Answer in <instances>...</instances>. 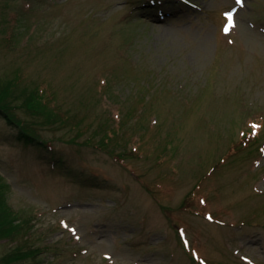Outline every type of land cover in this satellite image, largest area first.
<instances>
[{
  "label": "rangeland",
  "instance_id": "rangeland-1",
  "mask_svg": "<svg viewBox=\"0 0 264 264\" xmlns=\"http://www.w3.org/2000/svg\"><path fill=\"white\" fill-rule=\"evenodd\" d=\"M149 4L0 0V81L91 126L42 145L0 114L6 200L40 264H264V0ZM22 240L0 237V264Z\"/></svg>",
  "mask_w": 264,
  "mask_h": 264
},
{
  "label": "trees",
  "instance_id": "trees-1",
  "mask_svg": "<svg viewBox=\"0 0 264 264\" xmlns=\"http://www.w3.org/2000/svg\"><path fill=\"white\" fill-rule=\"evenodd\" d=\"M20 81L21 79L18 76L9 81L5 80L4 83L0 81V114H3L12 124L24 126L21 136L23 139L30 142H39L42 145H49L52 142L51 139H44L40 134L43 128L54 131L77 129L75 138L83 137L90 129L91 126L88 123L81 124L83 121L81 122L75 115H72L69 110L62 108L57 102V96L54 90L47 91L45 87L41 86L36 89V93L35 90H31L30 92L27 90V93L24 94L25 90L19 87ZM18 111L26 113L30 120L26 121L28 119H25L17 113ZM118 135L117 128H108L103 137L102 144H108L109 139L112 137L118 138ZM89 136L85 140L86 143H91L92 141L93 134ZM257 139L258 135L256 133L252 134L250 131L243 133V142L256 141ZM121 140L122 137L119 136L118 141L120 142ZM137 151L139 150L134 148L131 150V153L128 152L125 154H137ZM118 157L123 158V154L118 155ZM200 186L201 183H197L185 198L182 204L184 209L192 211L191 205H202L206 202L208 194ZM6 188V182L0 177V237L14 239L22 235L23 240L11 252L4 256L3 264H13L14 262L27 264L23 261H27L29 258L34 259L29 264H40V261L36 260L37 255L43 252L46 247L29 243V235L27 234L30 226L29 219L8 204L6 200ZM148 188L150 190L152 189L149 185ZM204 261L206 260L200 259L199 261L195 257L197 264L200 262L204 263Z\"/></svg>",
  "mask_w": 264,
  "mask_h": 264
},
{
  "label": "snow or ice",
  "instance_id": "snow-or-ice-1",
  "mask_svg": "<svg viewBox=\"0 0 264 264\" xmlns=\"http://www.w3.org/2000/svg\"><path fill=\"white\" fill-rule=\"evenodd\" d=\"M237 2L240 3L241 0H237ZM226 15H227V25L224 27L223 30L225 33H228L231 30V28L235 26V22L232 12H228L226 13ZM254 127H258V126H254Z\"/></svg>",
  "mask_w": 264,
  "mask_h": 264
}]
</instances>
